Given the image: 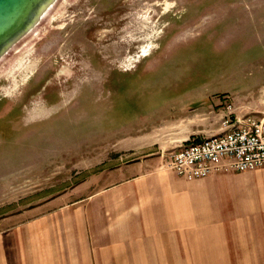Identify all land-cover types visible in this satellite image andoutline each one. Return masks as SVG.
<instances>
[{
    "label": "rangeland",
    "instance_id": "rangeland-1",
    "mask_svg": "<svg viewBox=\"0 0 264 264\" xmlns=\"http://www.w3.org/2000/svg\"><path fill=\"white\" fill-rule=\"evenodd\" d=\"M263 85L264 0H55L0 60V224L44 217L140 153L165 147L166 163L181 114L212 130L227 101L263 113Z\"/></svg>",
    "mask_w": 264,
    "mask_h": 264
},
{
    "label": "crops",
    "instance_id": "crops-1",
    "mask_svg": "<svg viewBox=\"0 0 264 264\" xmlns=\"http://www.w3.org/2000/svg\"><path fill=\"white\" fill-rule=\"evenodd\" d=\"M193 120L181 114L170 121L185 125L183 144L222 129L197 130L189 127ZM147 134L128 141L131 154L145 147ZM155 153L93 174L92 191L44 217L0 224V264H264V168L189 180ZM229 186L261 190L231 197Z\"/></svg>",
    "mask_w": 264,
    "mask_h": 264
},
{
    "label": "built area",
    "instance_id": "built-area-1",
    "mask_svg": "<svg viewBox=\"0 0 264 264\" xmlns=\"http://www.w3.org/2000/svg\"><path fill=\"white\" fill-rule=\"evenodd\" d=\"M264 104V85L260 90ZM221 126L226 128L233 119H242V128L228 132V136L214 140L206 148L172 153L165 163L186 179L205 178L214 173L249 172L264 168V112L238 114L232 102L223 103ZM194 137V136H193ZM198 139L187 137L184 141ZM162 156H165L162 152Z\"/></svg>",
    "mask_w": 264,
    "mask_h": 264
},
{
    "label": "water",
    "instance_id": "water-1",
    "mask_svg": "<svg viewBox=\"0 0 264 264\" xmlns=\"http://www.w3.org/2000/svg\"><path fill=\"white\" fill-rule=\"evenodd\" d=\"M54 1L0 0V58L39 22L50 3Z\"/></svg>",
    "mask_w": 264,
    "mask_h": 264
},
{
    "label": "bare ground",
    "instance_id": "bare-ground-1",
    "mask_svg": "<svg viewBox=\"0 0 264 264\" xmlns=\"http://www.w3.org/2000/svg\"><path fill=\"white\" fill-rule=\"evenodd\" d=\"M54 2L50 3V6L53 5ZM49 6V7H50ZM48 9V8H47ZM55 10V9H54ZM47 12V10L43 13L42 17L44 16V14ZM42 17L40 18V20L42 19ZM48 17V16H47ZM39 20V21H40ZM39 23V22H38ZM37 23V24H38ZM36 24V25H37ZM36 25H34L32 28H30V30L23 35V37H21L18 41H16L12 47H10L0 58V60L4 57V55H6L8 53V51L12 50L13 47H15L27 34H29L35 27ZM42 26V25H41ZM34 37L33 35L31 36V38ZM30 38V39H31ZM13 53V52H12ZM242 126V119H233V122H231L229 125H227L226 128H222L221 131L217 134L211 135L207 138L204 139H200V140H189L187 142L184 143V145L180 146L178 149H176L175 151H173V153H182L185 151H188L190 149H199V148H206L207 145H209L210 142H213L214 140H219V138H224L225 136H228V132H237V129L240 128ZM242 128V127H241Z\"/></svg>",
    "mask_w": 264,
    "mask_h": 264
}]
</instances>
